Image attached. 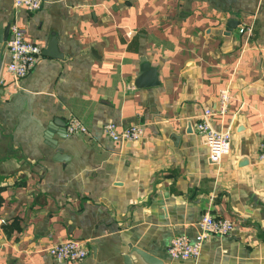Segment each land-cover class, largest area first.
Here are the masks:
<instances>
[{
	"label": "crops",
	"instance_id": "0c3cea01",
	"mask_svg": "<svg viewBox=\"0 0 264 264\" xmlns=\"http://www.w3.org/2000/svg\"><path fill=\"white\" fill-rule=\"evenodd\" d=\"M14 22L42 49L57 36L64 56L42 54L3 87L0 264H128L131 246L163 264H264V0H45L32 11L0 0L7 40ZM145 58L160 83L137 87ZM224 86L232 100L213 122L232 147L213 161L196 123ZM71 116L87 130L64 134ZM109 121L142 123L139 143L105 135ZM207 212L233 232L210 236L196 260L172 257L173 236L195 238ZM68 238L88 256L47 251Z\"/></svg>",
	"mask_w": 264,
	"mask_h": 264
},
{
	"label": "built area",
	"instance_id": "2783aa9c",
	"mask_svg": "<svg viewBox=\"0 0 264 264\" xmlns=\"http://www.w3.org/2000/svg\"><path fill=\"white\" fill-rule=\"evenodd\" d=\"M45 0H14L17 7L27 10L39 9ZM10 37L7 40L6 52L8 59L4 56L0 73V86L6 87L8 82L20 81L36 65L42 56V44L37 40L28 39L26 28L19 22L10 26ZM241 32L252 31L251 26L241 27ZM10 78V80H9ZM232 100V92L229 86L220 90L217 108L208 107L200 114L196 126L198 133L205 137L213 161H219L230 152L232 147V136L230 129L216 128L213 117L224 115ZM84 123L76 116H71L66 125L68 134L86 131ZM103 133L116 141H129L140 139L144 133V125L139 122L120 127L114 121H109L103 126ZM258 157L264 160V142L259 149ZM233 220L227 217L214 216L207 212L202 215L199 222V232L195 238L186 234H178L171 239L168 252L174 258L198 259L202 253L206 240L212 235H227L235 228ZM47 251L58 260L80 261L88 256L89 248L79 239L68 238L55 242L47 248Z\"/></svg>",
	"mask_w": 264,
	"mask_h": 264
},
{
	"label": "water",
	"instance_id": "95a60500",
	"mask_svg": "<svg viewBox=\"0 0 264 264\" xmlns=\"http://www.w3.org/2000/svg\"><path fill=\"white\" fill-rule=\"evenodd\" d=\"M237 23L235 20H229L228 21V27L227 29L231 32L232 29H234ZM9 35V27L7 26L5 29H0V73L3 65V58H4V50L7 45V38ZM43 55L48 56H54L62 58L64 54L60 52L58 48V38L57 36L53 35L51 36L50 40L48 41V44L42 49ZM160 83V80L158 78V72L157 68L153 65H151L147 59L142 60L141 70L139 74L135 78V85L137 87H143V86H153ZM4 92L3 88H0V97L1 94ZM54 123L58 124L57 118L53 120ZM63 126V133L67 134L66 128H65V122L61 123ZM54 130V127L52 124L49 125L48 131H47V137L48 139H52L50 137L51 132ZM131 144H138L139 139L136 140H130ZM130 252L125 256L126 261L128 264H163V260L142 249L137 246H131ZM93 253L96 254V247L93 246Z\"/></svg>",
	"mask_w": 264,
	"mask_h": 264
}]
</instances>
